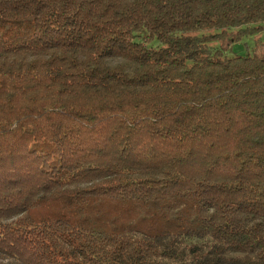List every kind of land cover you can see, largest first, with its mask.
<instances>
[{"label":"trees","instance_id":"obj_1","mask_svg":"<svg viewBox=\"0 0 264 264\" xmlns=\"http://www.w3.org/2000/svg\"><path fill=\"white\" fill-rule=\"evenodd\" d=\"M260 29L264 0H0V264H264V41L225 57Z\"/></svg>","mask_w":264,"mask_h":264},{"label":"rangeland","instance_id":"obj_2","mask_svg":"<svg viewBox=\"0 0 264 264\" xmlns=\"http://www.w3.org/2000/svg\"><path fill=\"white\" fill-rule=\"evenodd\" d=\"M221 29L218 28H197L193 31L187 32L190 35L196 36H207L208 44L211 47H216L218 45L217 35L220 33ZM257 40L264 41V29H260L255 33L243 38L240 42L234 43L230 48L225 51V57H233L235 55H246L248 52H251V49L254 45V42ZM149 47L156 48L159 46L157 41H151L147 43Z\"/></svg>","mask_w":264,"mask_h":264}]
</instances>
